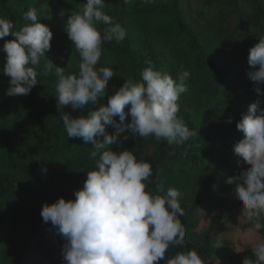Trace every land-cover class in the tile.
Masks as SVG:
<instances>
[{"label":"trees","instance_id":"1","mask_svg":"<svg viewBox=\"0 0 264 264\" xmlns=\"http://www.w3.org/2000/svg\"><path fill=\"white\" fill-rule=\"evenodd\" d=\"M86 2L0 0V17L11 20L14 30H19L25 23L23 14L35 8L40 23L53 33L51 48L37 71L42 73L48 60L58 67L72 61L70 73L75 74L80 57L64 28L70 15L80 12ZM103 2L102 10L126 33L128 21L134 20L143 43L136 48L127 34L121 43L102 45L113 61L101 58L97 67H110L119 75L115 92L126 79L139 81L148 67L146 61L177 82L185 70L191 73L185 81L188 90L178 101L179 115L196 133L190 141L169 145L154 136L133 137L126 129L117 143L109 145L113 151L131 150L151 164L148 191L163 185L182 193L179 202L185 215L180 219L186 228V247L170 246L166 258L195 249L208 264H243L227 241L215 244L212 236L226 226L232 214H241L242 206L233 204L235 185L227 180L240 171L233 148L244 134L236 125L251 103L257 99L264 103V96L253 91L257 85L246 75L249 50L264 36V0H205L210 13L203 16L198 28L190 23L192 14L184 11L186 0H129L127 5L124 0ZM106 27L99 26L102 34ZM37 79L29 95L8 97L9 77L0 72V264H65V241L50 230L51 222H43L42 206L59 198L75 199L74 191L83 187L87 172L95 166L90 158L95 150L91 143L67 137L60 114L74 110L58 105L54 75L41 74ZM259 87L264 91V85ZM108 90L98 105H89L84 113L75 112L86 115L89 109L107 104ZM114 119L119 122L118 117ZM125 123H131L130 115ZM107 131L112 134L114 129L109 126ZM216 212L221 217L200 232L202 220ZM248 227L244 221V228ZM256 234L264 238V230ZM244 256L256 259L253 248H245Z\"/></svg>","mask_w":264,"mask_h":264},{"label":"clouds","instance_id":"2","mask_svg":"<svg viewBox=\"0 0 264 264\" xmlns=\"http://www.w3.org/2000/svg\"><path fill=\"white\" fill-rule=\"evenodd\" d=\"M128 2L124 0L126 5ZM103 8V0H87L82 10L71 14L66 22L64 31L80 57L75 74H66L64 68L49 60L42 73L37 71L51 48L53 33L40 23L35 8L23 14L25 23L19 30H14L11 20L0 17V40L14 37L0 48L6 53L0 72L9 77L5 95L27 96L36 86L38 75L52 74L59 106L84 113L89 105L104 100L115 73L110 67H97L102 45L121 43L127 33ZM100 25L107 26L103 34ZM247 62V78L257 85L253 91L258 97L264 96L259 87L264 85V36L249 50ZM146 64L141 79H126L107 104L76 118L60 114L67 137L82 138L95 149L90 153L94 170L87 172L83 187L74 191L75 199L45 203L40 213L45 224L51 222L50 230L65 241V264H203L195 249L166 258L170 246L186 247V228L180 219L185 215L179 202L182 193L163 185H158L155 192L148 191L151 164L138 159L131 150L113 151L109 147L126 129L133 137L154 136L169 145H184L196 135L179 115L178 103L188 90L185 81L191 73L185 70L177 82L167 72L155 70L151 61ZM128 115L130 124L125 123ZM109 126L114 129L112 134L107 131ZM236 127L244 134L233 148L240 171L227 183L235 185L234 195L242 206L240 219L249 225L247 233L256 234L264 230V107L260 99L249 105ZM253 253L256 259L246 258L243 264H264V241L256 243Z\"/></svg>","mask_w":264,"mask_h":264},{"label":"rangeland","instance_id":"3","mask_svg":"<svg viewBox=\"0 0 264 264\" xmlns=\"http://www.w3.org/2000/svg\"><path fill=\"white\" fill-rule=\"evenodd\" d=\"M204 1L205 0H186L185 2L184 11L186 13L192 14V21H190V23L194 26V28H198L200 26V23H202L203 21V16L209 15L210 13L209 9L205 7ZM127 34L130 36L136 48L142 47V37L135 28L133 19H130L128 21ZM5 41V39L0 40V48L3 47ZM5 56L6 53L0 52V69L3 68ZM101 58L106 61H113V58L103 49ZM61 68H64L65 73L69 74L73 70V62L67 61L61 66ZM118 76V74H115L112 78H110L108 82V93L110 94V96L115 92V86L117 84ZM262 107H264V103L262 104ZM68 115H70V117L72 118H76L80 114L76 113L75 111H70ZM233 204L235 206L240 204L235 196L233 198ZM221 215V212H216L210 219L202 220L199 231L203 232L207 230L213 223V221L221 217ZM200 217L202 218L203 216L200 215ZM240 217L241 214L238 212L232 214L226 226L222 230L213 234L212 240L215 244L222 241H227L231 245L234 254L237 257H240L243 262L246 259V257L244 256V249H254L256 243L264 241V238L257 234L247 233V230L244 228V220L240 219ZM203 264H208V262L203 260Z\"/></svg>","mask_w":264,"mask_h":264}]
</instances>
